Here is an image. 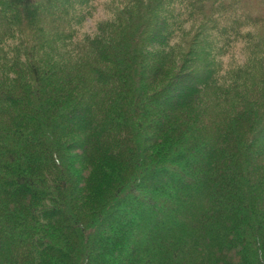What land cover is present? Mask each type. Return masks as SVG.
<instances>
[{"label": "trees", "instance_id": "16d2710c", "mask_svg": "<svg viewBox=\"0 0 264 264\" xmlns=\"http://www.w3.org/2000/svg\"><path fill=\"white\" fill-rule=\"evenodd\" d=\"M0 264H264V0H0Z\"/></svg>", "mask_w": 264, "mask_h": 264}, {"label": "rangeland", "instance_id": "374dc122", "mask_svg": "<svg viewBox=\"0 0 264 264\" xmlns=\"http://www.w3.org/2000/svg\"><path fill=\"white\" fill-rule=\"evenodd\" d=\"M144 184V183H143ZM143 184L140 185V187L143 189ZM165 185H167V183L165 182H162L160 183L158 186H163V187H166ZM141 214V210L126 203L124 207H122L119 212H116L114 215H113V221H111L110 225L111 226H114V227H117V223H115L114 220H122V219H127V218H130L132 216H139ZM151 220L155 221V217H150ZM107 224H103V226H106Z\"/></svg>", "mask_w": 264, "mask_h": 264}]
</instances>
